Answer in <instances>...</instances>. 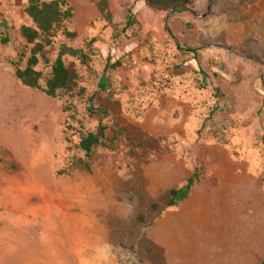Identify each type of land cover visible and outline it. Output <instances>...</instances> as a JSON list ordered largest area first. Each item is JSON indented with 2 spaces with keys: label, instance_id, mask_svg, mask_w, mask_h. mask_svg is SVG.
I'll return each mask as SVG.
<instances>
[{
  "label": "rangeland",
  "instance_id": "374dc122",
  "mask_svg": "<svg viewBox=\"0 0 264 264\" xmlns=\"http://www.w3.org/2000/svg\"><path fill=\"white\" fill-rule=\"evenodd\" d=\"M192 1L110 0L109 23L97 0H68L77 36L57 35L37 69L44 88L64 52L79 78L53 97L16 76L27 0H0V264H263L264 0ZM100 123L121 135L87 157Z\"/></svg>",
  "mask_w": 264,
  "mask_h": 264
},
{
  "label": "trees",
  "instance_id": "16d2710c",
  "mask_svg": "<svg viewBox=\"0 0 264 264\" xmlns=\"http://www.w3.org/2000/svg\"><path fill=\"white\" fill-rule=\"evenodd\" d=\"M101 16L109 23H113L114 16L110 6V0H97ZM149 6L158 10L173 9L182 12L191 7L192 0H144ZM26 13L32 20V24L21 27V35L30 45V54L25 68H17L16 76L27 87L41 89L43 73L37 69L40 59L45 55L47 47L53 43L54 38L61 34L69 37L77 36L75 31L69 27L70 20L74 12L68 0H27ZM136 23L132 11L125 26L120 30L124 33L128 28ZM4 44L9 42V37L2 39ZM64 52H60L52 64L50 76L46 78L44 92L49 96H56L60 90L72 91L77 86L79 72L75 63H67L63 58ZM76 55L83 57V62L87 56L76 52ZM121 61H116L114 66H120ZM121 135L120 131L110 124L100 123L93 131L82 133L79 148L87 157H90L95 147L113 142ZM202 176L198 168L183 185L171 188L166 196L168 207L176 206L184 200L194 185L201 180ZM156 207V205H153ZM264 264V262H263Z\"/></svg>",
  "mask_w": 264,
  "mask_h": 264
},
{
  "label": "bare ground",
  "instance_id": "6f19581e",
  "mask_svg": "<svg viewBox=\"0 0 264 264\" xmlns=\"http://www.w3.org/2000/svg\"><path fill=\"white\" fill-rule=\"evenodd\" d=\"M39 104V103H38ZM23 107V106H22ZM30 107V106H29ZM45 107V106H44ZM14 134H15V132H14ZM25 139V138H24ZM12 140H14V139H12ZM26 146V145H25ZM42 180H39L38 182H41ZM39 188H40V192L43 190V188L41 187L42 186V184L40 183L39 185ZM33 188H35V187H33ZM42 189V190H41ZM43 192V191H42ZM32 195H33V193H32ZM50 200H52V198L51 197H49L48 195H44L43 196V200H42V202L41 203H43V204H41L40 205V209H41V212L42 213H44V214H48V216H49V214H51V217L52 216H54L53 214L55 213L54 211L56 210L55 209V207H52V202L50 201ZM90 205H93V203H91ZM52 207V208H51ZM30 210H29V213L30 214H32V215H36L37 213H38V211L40 210V209H38L36 206H30V208H29ZM52 211V212H51ZM52 218H54V217H52ZM98 258H100V264H102V262H104V260H105V255H104V253H102Z\"/></svg>",
  "mask_w": 264,
  "mask_h": 264
}]
</instances>
